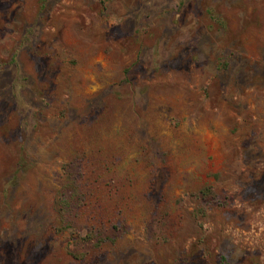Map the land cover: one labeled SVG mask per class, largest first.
<instances>
[{
  "label": "rangeland",
  "instance_id": "rangeland-1",
  "mask_svg": "<svg viewBox=\"0 0 264 264\" xmlns=\"http://www.w3.org/2000/svg\"><path fill=\"white\" fill-rule=\"evenodd\" d=\"M222 257L264 264V0H0V264Z\"/></svg>",
  "mask_w": 264,
  "mask_h": 264
},
{
  "label": "trees",
  "instance_id": "trees-1",
  "mask_svg": "<svg viewBox=\"0 0 264 264\" xmlns=\"http://www.w3.org/2000/svg\"><path fill=\"white\" fill-rule=\"evenodd\" d=\"M71 170L67 171L68 183L63 187L58 201V207L65 220L68 216L73 215L76 205L80 206L84 202V196L77 190L76 178L72 175ZM75 209V210H74ZM88 235L87 237H90ZM221 264H229L226 257H222Z\"/></svg>",
  "mask_w": 264,
  "mask_h": 264
}]
</instances>
